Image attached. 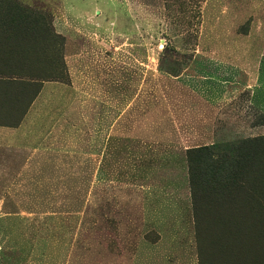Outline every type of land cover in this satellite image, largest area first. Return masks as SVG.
Masks as SVG:
<instances>
[{"label": "rangeland", "instance_id": "obj_1", "mask_svg": "<svg viewBox=\"0 0 264 264\" xmlns=\"http://www.w3.org/2000/svg\"><path fill=\"white\" fill-rule=\"evenodd\" d=\"M18 1L59 37L0 24V73L50 82L49 154H0V264H226L229 215L264 203V142L234 207L198 215L187 152L264 139L243 89L225 106L209 95L264 56V0ZM256 212L245 252L264 251Z\"/></svg>", "mask_w": 264, "mask_h": 264}, {"label": "trees", "instance_id": "obj_2", "mask_svg": "<svg viewBox=\"0 0 264 264\" xmlns=\"http://www.w3.org/2000/svg\"><path fill=\"white\" fill-rule=\"evenodd\" d=\"M0 4L6 8L5 12L0 13V24L7 26L13 24L25 25L23 29H20L23 32V39L26 40L27 36H31L37 41L43 37L45 41H49V35L53 39L59 37L54 31L51 25L52 22L50 23L49 16L46 13L37 12L18 0H0ZM9 32L11 30H7L4 33ZM258 142L262 145L264 139H254L249 141V143L240 142L231 146L213 144L211 146L188 150L187 158L193 210L197 215L199 213V207L204 209L207 206L209 211H211L212 207L222 205L226 197L229 199L230 208L234 207L233 195L238 189H241L243 184L241 179L244 178V175L248 176V168H251V159L249 156H252L258 147H262L257 145ZM257 175L259 177L258 183L264 184V169L259 170ZM256 188H251L250 192L255 191ZM241 199V195L239 194L238 202ZM257 206L258 208L256 209L246 207L248 210L247 215L239 213V210H237V214L233 213V215H229L228 226L225 227V232L224 228L222 229V236L219 239H226L225 233H228L227 236L233 239L232 242H229L230 247L227 251L228 253L225 249V252L221 251L223 252V260L227 257L228 262L231 260L234 264H264V251L256 250L254 246L248 247L247 252L235 247L239 241L238 236H241L243 232H246L244 234L249 232L254 233L253 229H256V227H253L251 223H253L257 210L260 216L257 218L258 223H264V203L261 202L260 206ZM259 228L264 233V225L258 227L257 230Z\"/></svg>", "mask_w": 264, "mask_h": 264}, {"label": "crops", "instance_id": "obj_3", "mask_svg": "<svg viewBox=\"0 0 264 264\" xmlns=\"http://www.w3.org/2000/svg\"><path fill=\"white\" fill-rule=\"evenodd\" d=\"M1 27L8 29L7 25ZM5 43L0 41V62L6 60L8 53ZM253 62L250 69L231 72L238 79L236 83L245 80L243 85L212 87L210 98L225 106L243 89L249 95V105L264 114L263 54L254 57ZM2 70L9 69L0 65ZM231 79L229 76L226 80ZM49 84V81L0 73V154H49ZM253 131L264 134V125L255 126ZM3 169L0 163V175ZM2 186L0 181V207L4 201Z\"/></svg>", "mask_w": 264, "mask_h": 264}]
</instances>
